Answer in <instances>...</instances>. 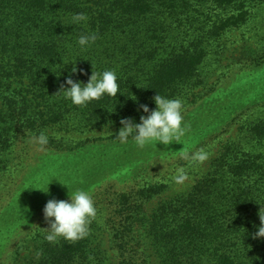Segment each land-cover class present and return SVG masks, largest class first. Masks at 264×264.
I'll use <instances>...</instances> for the list:
<instances>
[{"label":"rangeland","instance_id":"374dc122","mask_svg":"<svg viewBox=\"0 0 264 264\" xmlns=\"http://www.w3.org/2000/svg\"><path fill=\"white\" fill-rule=\"evenodd\" d=\"M177 6L138 22L139 39L79 40V53L61 55L63 93L120 88L134 90L131 99L167 57L187 51L205 57L172 98L132 103L125 117L88 124L74 116L60 128L12 133L13 143L0 150V264H32L47 240L83 241L82 264H120L116 231H144L131 227L130 208L150 215L188 195L220 153H256L264 162V142L249 136L251 126L264 123V3L255 0L244 10H220L207 0H178ZM240 13H247L243 25L212 36L217 22ZM245 181L264 199V176ZM164 186L151 198L143 194ZM138 240L141 261L154 264L151 242Z\"/></svg>","mask_w":264,"mask_h":264},{"label":"trees","instance_id":"16d2710c","mask_svg":"<svg viewBox=\"0 0 264 264\" xmlns=\"http://www.w3.org/2000/svg\"><path fill=\"white\" fill-rule=\"evenodd\" d=\"M207 1L220 10L238 5L244 10L255 0ZM258 1L264 3V0ZM177 2L0 0V93L3 97L0 150L13 143L12 133L60 128L70 124L74 116L80 123L111 121L122 113L125 117L124 111L137 101L172 98L179 85L195 77L203 63L204 52L187 51L167 57L135 93V99H131L134 90L123 92L120 88L97 93L92 90L81 97L63 93V68L59 67V60L64 53L70 56L71 49L74 54L79 53L76 48L79 40L94 44L112 34L129 41L139 39L138 22L175 10ZM246 14L217 22L212 36L220 37L240 27ZM159 32L158 28L152 30L157 37ZM67 43L69 52L64 51ZM151 57H156L155 53ZM113 92H118V96L112 97ZM249 134L252 142H264V123L251 126ZM46 142L54 143L53 140ZM251 149L249 151L256 152ZM230 155V152L220 153L211 164V172L198 181L191 193L162 204L156 213L139 215L135 207L130 208L131 227L144 228V231L140 234L132 229L116 231L114 242L120 264L149 263L146 259L141 261L142 241L138 240L141 235L151 242L154 264H264V199L256 194L259 188L245 183L246 178L264 176V162H259L262 157H255L256 153L245 151L236 153L235 157ZM164 188L148 189L143 194L151 198V194L161 193ZM120 201L129 202L127 196H122ZM255 207L259 213H253ZM245 216L249 224L245 223ZM40 245L32 264H82L86 261L87 247L83 241L51 243L47 240Z\"/></svg>","mask_w":264,"mask_h":264}]
</instances>
